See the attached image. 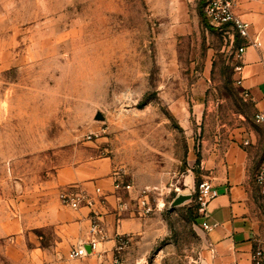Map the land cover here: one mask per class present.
I'll list each match as a JSON object with an SVG mask.
<instances>
[{"label":"rangeland","instance_id":"1","mask_svg":"<svg viewBox=\"0 0 264 264\" xmlns=\"http://www.w3.org/2000/svg\"><path fill=\"white\" fill-rule=\"evenodd\" d=\"M167 16L155 0H0V191H52L59 169L105 159L136 208L144 186L172 188L150 194L127 264H216L195 199L204 145L259 128L261 160L264 131L231 36L203 21L183 36ZM178 193L192 198L172 207Z\"/></svg>","mask_w":264,"mask_h":264},{"label":"crops","instance_id":"2","mask_svg":"<svg viewBox=\"0 0 264 264\" xmlns=\"http://www.w3.org/2000/svg\"><path fill=\"white\" fill-rule=\"evenodd\" d=\"M155 1L180 35L197 31L202 21L200 0ZM235 11L251 24L250 34L259 39L258 47H247L236 60L242 69L234 73L236 82L242 80L240 90L247 91L256 114L264 112V0H237ZM242 43L237 36L235 50ZM257 126L264 131V121ZM260 139L261 130L248 126L228 129L214 143L204 145L199 161L202 175L218 191L205 216L212 226L209 242L216 250V264H251L257 241L264 240V196L253 180L254 170L262 160L255 152ZM112 171L111 162L89 159L59 169L52 191L27 192L16 199L4 197L0 191V264H112L116 228L132 236L126 252L128 261L129 251L145 234L146 221L132 202L133 197H126L127 210H119V197L125 198V194L114 189ZM64 186L107 198L104 221L109 237L99 247L101 258L96 254L78 258L70 255L71 248L87 238L91 209L65 205L57 191ZM85 248L89 250L87 244Z\"/></svg>","mask_w":264,"mask_h":264},{"label":"built area","instance_id":"3","mask_svg":"<svg viewBox=\"0 0 264 264\" xmlns=\"http://www.w3.org/2000/svg\"><path fill=\"white\" fill-rule=\"evenodd\" d=\"M236 4L237 0H207L203 10L210 26L228 34L231 36L233 41H235L237 36L243 40V43L236 49V58L240 59L247 47L259 46V39L258 36L250 34L251 24L242 19V17L236 13ZM234 68L236 72H240L242 69L240 64H236ZM237 83L240 85L242 80L240 78L237 79ZM242 94L245 97H248L247 91H242ZM255 120L256 122H263L264 112L256 113ZM246 143L249 142L247 141ZM253 180L260 194L264 196V154L261 162L254 170ZM113 186L117 192H120V194H132L135 190L134 185L131 182H125L124 180L117 178L114 180ZM165 189L168 192L172 190L171 187L166 188L161 184L153 186L146 185L140 189L137 196L136 209L138 212L142 215L151 214L154 211L155 206H153L150 200V194L153 195V197L161 196L163 194L162 191ZM217 195L218 191L213 186L212 181L209 178H203L198 183L195 195L197 211L200 216L201 225L206 230L212 229V226H210L205 220L207 208L211 200H213ZM156 201V206L160 207L159 201ZM62 202L72 208H79L85 205L91 209L87 238L84 242L73 246L70 250V255L73 258H78L88 256L90 254H96L99 258H101L102 253L100 252L99 247L109 237L104 221V209L107 208V198L105 195L100 194L97 195V197H94L88 192L76 188L72 191L63 192ZM161 203V207H163V200ZM128 207V201L120 195L118 202L119 210L124 211L127 210ZM113 238L115 240V246L113 248L112 264H127L126 252L132 244V236L128 233L121 232L119 228H116ZM86 244L89 246V250L85 248ZM134 264H140V262L136 261ZM251 264H264V240L257 241V244L251 254Z\"/></svg>","mask_w":264,"mask_h":264},{"label":"water","instance_id":"4","mask_svg":"<svg viewBox=\"0 0 264 264\" xmlns=\"http://www.w3.org/2000/svg\"><path fill=\"white\" fill-rule=\"evenodd\" d=\"M95 118L98 120H102L104 119V116L101 113H97ZM191 198H192V194L190 193H178L177 196L172 201L171 206L174 207L180 205Z\"/></svg>","mask_w":264,"mask_h":264},{"label":"trees","instance_id":"5","mask_svg":"<svg viewBox=\"0 0 264 264\" xmlns=\"http://www.w3.org/2000/svg\"><path fill=\"white\" fill-rule=\"evenodd\" d=\"M206 1L207 0H200L199 1V5H198V9H199V13H200V16L202 18V21H203L204 25L210 27V25H209V23L207 21V18L205 16L204 10H203V8H204V6L206 4Z\"/></svg>","mask_w":264,"mask_h":264}]
</instances>
